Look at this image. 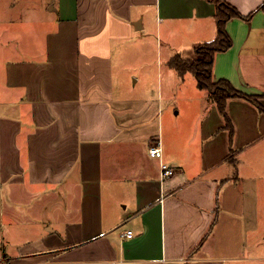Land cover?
<instances>
[{
	"label": "crops",
	"instance_id": "crops-1",
	"mask_svg": "<svg viewBox=\"0 0 264 264\" xmlns=\"http://www.w3.org/2000/svg\"><path fill=\"white\" fill-rule=\"evenodd\" d=\"M226 1L253 16L228 21L213 79L264 105V0ZM215 16L212 0H0V264H264V112L230 99L232 137L170 66L216 39ZM154 24L186 38L156 80L133 73Z\"/></svg>",
	"mask_w": 264,
	"mask_h": 264
},
{
	"label": "trees",
	"instance_id": "trees-1",
	"mask_svg": "<svg viewBox=\"0 0 264 264\" xmlns=\"http://www.w3.org/2000/svg\"><path fill=\"white\" fill-rule=\"evenodd\" d=\"M216 4V22L218 34L214 41L203 43L195 48L198 57L194 59H184L180 55L174 56L170 60V66L174 68L180 76L192 73L197 79L198 86L207 90L211 98L216 102L219 111L225 118L226 129L231 136L235 134L232 120L227 112L228 101L230 99H243L254 104L260 111L264 112V105L259 96H252L237 90L229 81L220 80L215 82L213 79V69L216 54L230 49L233 45L226 25L232 18H242L251 20L253 14L243 15L236 7L226 0H212ZM264 9V4L261 7Z\"/></svg>",
	"mask_w": 264,
	"mask_h": 264
},
{
	"label": "rangeland",
	"instance_id": "rangeland-1",
	"mask_svg": "<svg viewBox=\"0 0 264 264\" xmlns=\"http://www.w3.org/2000/svg\"><path fill=\"white\" fill-rule=\"evenodd\" d=\"M171 33V32H170ZM186 42V38L184 36L180 35H174L170 36L167 34L166 31V25L162 26V32L159 30L156 24L153 25V35L149 37V47L144 48V51L140 53V58L143 57L144 61L143 64L140 66H146L148 69H142L139 70L136 74L135 71H133L134 75L141 77L142 71L147 70L148 74L153 78L157 79V76H159V67L161 64H163L166 61V54L167 53H174L172 49H177L181 47L182 43ZM176 52V51H175ZM198 57V56H197ZM168 59V57H167ZM140 62V61H139ZM161 68V67H160ZM193 74L189 75V80H191V83L188 82V92H191L189 87H193V89L199 88L197 87V81L195 76ZM193 78V79H192ZM177 93V92H176ZM179 95H183V91L179 90ZM179 98V97H178ZM171 104H169L170 108H173L174 103L177 104L179 107L181 105V101L178 99L177 101H170ZM257 153V151H256ZM250 154V153H248ZM256 155V154H255Z\"/></svg>",
	"mask_w": 264,
	"mask_h": 264
},
{
	"label": "built area",
	"instance_id": "built-area-1",
	"mask_svg": "<svg viewBox=\"0 0 264 264\" xmlns=\"http://www.w3.org/2000/svg\"><path fill=\"white\" fill-rule=\"evenodd\" d=\"M149 153L150 156L153 158H157L159 160L163 158V150L159 144H155L151 146L149 149ZM160 172H161V179L163 181H167L175 176V174L177 173V169L165 162H162L160 166ZM123 236L126 238H133L134 232L129 230Z\"/></svg>",
	"mask_w": 264,
	"mask_h": 264
}]
</instances>
